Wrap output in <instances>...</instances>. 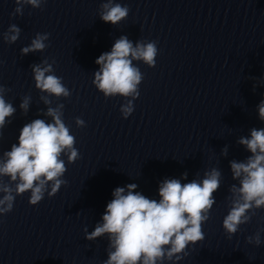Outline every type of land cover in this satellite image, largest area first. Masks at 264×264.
I'll use <instances>...</instances> for the list:
<instances>
[{
  "label": "clouds",
  "instance_id": "obj_1",
  "mask_svg": "<svg viewBox=\"0 0 264 264\" xmlns=\"http://www.w3.org/2000/svg\"><path fill=\"white\" fill-rule=\"evenodd\" d=\"M14 13L23 14L24 5L40 8L46 0H15ZM127 6L114 3V0L100 5V19L113 25L126 19ZM21 29L12 24L4 32L3 38L15 43ZM48 33H37L29 46L21 53L43 52L48 45ZM158 49L155 41H138L135 46L127 36H120L112 45L111 51L102 53L95 61L99 70L94 73L92 83L105 98L121 96L126 103L121 105L122 116L128 118L133 110V101L139 96V85L143 80L140 69L133 61H143L155 67ZM54 63V61H53ZM35 87L48 94L41 97L45 104H51L49 97H69L70 91L62 78L54 74L52 64L44 60L32 66ZM8 91L0 85V135L7 118L13 116L16 108L6 101ZM30 97L25 96L20 108L26 113ZM63 104L48 107L45 115L52 122L34 119L20 129L18 143L0 158V178L8 177L5 183L0 180V215L12 211L16 196L30 193L29 204L37 205L45 196H54L66 181L62 179L67 171L63 156L68 163L79 158L75 147V137L63 121ZM259 119L264 121V100L258 105ZM76 125L83 127L85 122L76 118ZM238 143L250 153L244 160L230 161L233 183L227 198V214L222 226L229 239L240 230V226L251 221L256 210L264 208V128L251 129L250 137H241ZM227 155V148L222 152ZM222 173L213 167L204 172L200 180L182 183L180 179H165L159 185V199H152L136 191L137 185L129 183L116 187L112 199L107 203L102 215V223H97L90 233L84 228L89 241L101 236L108 237V258L102 264H175L188 255L190 245L204 240L203 225L210 218L216 204L215 193L220 189ZM187 178V173L184 174ZM50 188V190H49ZM247 237V243L260 246L261 232Z\"/></svg>",
  "mask_w": 264,
  "mask_h": 264
}]
</instances>
